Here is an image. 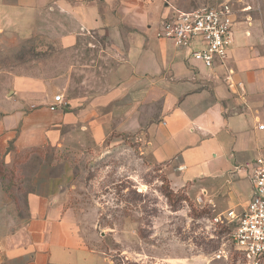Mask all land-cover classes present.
Instances as JSON below:
<instances>
[{
    "label": "crops",
    "instance_id": "crops-1",
    "mask_svg": "<svg viewBox=\"0 0 264 264\" xmlns=\"http://www.w3.org/2000/svg\"><path fill=\"white\" fill-rule=\"evenodd\" d=\"M189 1L0 0V31H52L64 48L88 34L106 35L114 62L103 74L104 92L75 94L64 108L48 107L53 90L65 95L64 81L48 88L29 76L1 102L0 264H112L82 236L64 203L71 157L48 155L80 152L85 130L96 145L113 133L133 135L141 153L175 163L179 183L219 179L201 191L223 195L227 210L245 209L253 161L261 157L253 153L264 148V129L257 128V120L264 124L261 28L237 24L233 10L228 57L208 70L190 55L198 43L182 48L155 36ZM248 10L264 17V0ZM228 75L243 90L229 87Z\"/></svg>",
    "mask_w": 264,
    "mask_h": 264
},
{
    "label": "rangeland",
    "instance_id": "rangeland-1",
    "mask_svg": "<svg viewBox=\"0 0 264 264\" xmlns=\"http://www.w3.org/2000/svg\"><path fill=\"white\" fill-rule=\"evenodd\" d=\"M226 1L235 11L237 24L259 23L264 57L263 12L261 17L248 15V6L255 0H190L182 11ZM106 37L88 34L64 48L52 31L28 36L10 28L0 31V104L12 95L9 90L24 86L26 76L48 88L64 81L68 89L63 108L75 94L104 92L108 83L103 74L114 66L105 48ZM53 91L52 95L61 93ZM83 134L80 152L50 150L48 155L71 157L73 179L64 203L82 236L112 264H264L263 258L247 261L232 241L236 222L224 217L228 205L223 195L201 191L203 186L216 187L219 179L179 183L175 163H157L141 153L133 135L113 133L96 145L86 130ZM253 154L264 160V148ZM218 216L221 220L215 221Z\"/></svg>",
    "mask_w": 264,
    "mask_h": 264
},
{
    "label": "built area",
    "instance_id": "built-area-1",
    "mask_svg": "<svg viewBox=\"0 0 264 264\" xmlns=\"http://www.w3.org/2000/svg\"><path fill=\"white\" fill-rule=\"evenodd\" d=\"M234 11L226 1L218 6H206L190 11H179L172 19L162 23L157 29V38L169 39L175 46L187 48L198 43V48L192 49L193 60L202 64L208 70H213L216 64H224L232 47V27ZM229 87L243 90L241 82H235L227 76ZM64 104L62 94L52 96L48 107L57 110ZM257 128L264 129V124L257 120ZM251 175L252 196L245 209L240 213L228 209L225 219L235 221L231 239L243 253L244 258L251 263L259 258L264 259V160L261 157L254 161ZM198 200L202 201L199 196ZM221 220L220 216L214 218Z\"/></svg>",
    "mask_w": 264,
    "mask_h": 264
},
{
    "label": "trees",
    "instance_id": "trees-1",
    "mask_svg": "<svg viewBox=\"0 0 264 264\" xmlns=\"http://www.w3.org/2000/svg\"><path fill=\"white\" fill-rule=\"evenodd\" d=\"M6 174L4 173V169L2 168V161H0V177H4ZM169 197V194L166 195Z\"/></svg>",
    "mask_w": 264,
    "mask_h": 264
}]
</instances>
